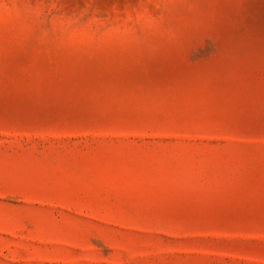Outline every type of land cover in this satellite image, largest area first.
Returning <instances> with one entry per match:
<instances>
[{"label":"rangeland","instance_id":"1","mask_svg":"<svg viewBox=\"0 0 264 264\" xmlns=\"http://www.w3.org/2000/svg\"><path fill=\"white\" fill-rule=\"evenodd\" d=\"M0 264H264V0H0Z\"/></svg>","mask_w":264,"mask_h":264}]
</instances>
